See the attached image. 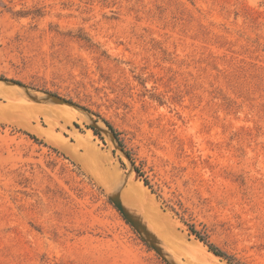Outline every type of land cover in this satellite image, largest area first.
Returning <instances> with one entry per match:
<instances>
[{"label":"rangeland","instance_id":"374dc122","mask_svg":"<svg viewBox=\"0 0 264 264\" xmlns=\"http://www.w3.org/2000/svg\"><path fill=\"white\" fill-rule=\"evenodd\" d=\"M0 76V264H264V0H0Z\"/></svg>","mask_w":264,"mask_h":264},{"label":"trees","instance_id":"16d2710c","mask_svg":"<svg viewBox=\"0 0 264 264\" xmlns=\"http://www.w3.org/2000/svg\"><path fill=\"white\" fill-rule=\"evenodd\" d=\"M0 79H5L3 76H0ZM14 83H17L19 85H22L21 82L17 81V80H12ZM103 123L105 124V126L107 127V129L110 131V133L113 135L114 139L116 140L117 145L120 147V149L124 152V154L130 159L134 170L136 171V173L138 174L139 177H142V171L138 166H135L133 158L130 155V152L128 150L125 149V146L123 144V141L121 140V138L119 137V132L116 128H114L107 120H102ZM76 126H78V124H75ZM93 131V133L95 135H99V132L97 131L96 128L90 127ZM32 139L37 140L36 136L33 134H28ZM144 185L148 186V182L147 180L143 179ZM189 230L190 232L195 236L196 239H198L199 241H201L203 244H205L207 246V250H209L210 252H212L214 255L219 256L223 259H225L228 263L230 264H240L239 262H237L231 255H229L228 253H226L225 251H223L222 249H220L218 246H216L214 243L210 242L209 240H207V238L202 235L198 230H196L194 228V226L192 224L189 225Z\"/></svg>","mask_w":264,"mask_h":264},{"label":"bare ground","instance_id":"6f19581e","mask_svg":"<svg viewBox=\"0 0 264 264\" xmlns=\"http://www.w3.org/2000/svg\"><path fill=\"white\" fill-rule=\"evenodd\" d=\"M110 173V172H109ZM111 175V178L113 177V175H112V172L110 173ZM114 174V173H113ZM116 174V173H115ZM118 175L120 174V173H117ZM109 176V175H108ZM117 176V175H116ZM116 176H114V178L116 177ZM120 177V179L119 180H123L124 179V175H121V176H118V178ZM123 177V178H122ZM117 178V179H118ZM122 178V179H121ZM109 180V179H108ZM113 180H116V178L115 179H113ZM118 180V181H119ZM126 180V179H125ZM128 180V179H127ZM105 181V183H106V185L108 186V188H109V190H110V187H109V184H107L108 182L106 181V180H104ZM118 181H116V182H118ZM129 182V181H128ZM128 182H127V184H128ZM118 184H119V182H118ZM132 184V180H130V183L127 185V186H129V185H131ZM126 185V184H125ZM136 185V184H135ZM119 187H121L120 185H119ZM125 189V188H124ZM129 189H130V186H129ZM117 190H118V187H117ZM129 191V190H128ZM112 193H114L113 191H112ZM154 200H152V197H151V195H150V193H149V190L147 189V187H145V186H143V185H139V186H132V189H131V192H130V197H129V204L131 205V206H133L132 208H134V206H138L140 209H146V208H149L151 211H152V213L154 214V216H152V217H154L155 219V221H154V225L158 228V230L160 231V232H162V225H165L166 223H168L167 222V220H166V218H165V216H162V214L158 211V207H156V204L153 202ZM151 213V212H150ZM145 216V215H144ZM147 216H150V215H147ZM168 218V217H167ZM150 221V220H149ZM169 221V220H168ZM152 222V221H151ZM149 223V222H148ZM150 239L152 240V242L154 243V244H156V247L159 249H162L161 247H160V245L158 244V241H156L155 239H154V237L153 236H150Z\"/></svg>","mask_w":264,"mask_h":264}]
</instances>
